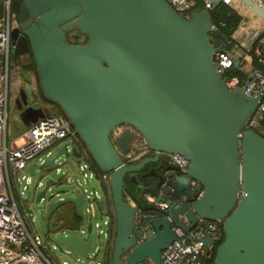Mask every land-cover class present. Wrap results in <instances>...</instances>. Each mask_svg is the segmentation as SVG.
<instances>
[{
	"label": "water",
	"instance_id": "obj_1",
	"mask_svg": "<svg viewBox=\"0 0 264 264\" xmlns=\"http://www.w3.org/2000/svg\"><path fill=\"white\" fill-rule=\"evenodd\" d=\"M10 1L19 4L12 11L11 50L32 53L42 92L23 87L15 108L29 126L50 113L51 101L57 103L96 166L110 172L111 264H162L163 249L176 238L174 225L189 232L209 221L221 222L224 233L214 264H264V135L248 126L254 116H264V99L226 84L216 62L230 37L215 26L209 10L184 16L168 0ZM240 1L264 20L261 0ZM72 29L88 41H69ZM234 66L251 79L239 59ZM124 124L132 128L113 138ZM137 135L154 153L126 163L123 152L132 149ZM161 152L178 153L189 164L181 170ZM82 154L78 144L68 149L65 142L53 155L31 161L28 172L38 173L31 200L41 233L51 232L56 242L87 258L94 248L92 223H85L88 201L80 191L47 195L62 177L46 168L59 174V165L71 158L90 161ZM62 156L65 161L58 163ZM164 200L169 206L162 208ZM67 202L83 219L84 234L54 224L67 213L59 211ZM212 240L202 238L205 247Z\"/></svg>",
	"mask_w": 264,
	"mask_h": 264
},
{
	"label": "built area",
	"instance_id": "obj_2",
	"mask_svg": "<svg viewBox=\"0 0 264 264\" xmlns=\"http://www.w3.org/2000/svg\"><path fill=\"white\" fill-rule=\"evenodd\" d=\"M168 1L180 14L184 16L190 14L192 0ZM214 1L205 0V8L211 7ZM222 1L241 14L243 19L237 26L232 38H230L226 50L217 54V68L230 88L242 86L245 88L246 93L250 95L259 94L264 99V54L259 57V61L263 66L262 70H255L251 79L227 74L228 69L234 65L235 60H240L250 51L252 40L263 33L264 29L252 24L251 21L244 20V15L241 12L244 5L240 0ZM261 1L264 3V0ZM0 2H2L0 3V264H57L49 253L48 236L52 233L50 232L48 235L41 233L37 223L36 211L32 209L26 212L22 209L20 199H22L25 189L32 181L31 174L28 172L30 162L36 159L42 161L45 157L53 155L62 143L66 142L68 149H70L71 144H79L77 131L69 117L51 111L26 128L23 133L24 142L21 145H8L5 142L9 118V80L11 76L10 31L13 23L16 22L15 15L11 10V1L0 0ZM258 121V116H254L249 120L248 126H255ZM126 127L132 128L128 124L118 126V130L113 132V138H116ZM132 145H134V149L123 152L126 163L138 161L154 153L140 135L136 136ZM81 151L83 152L82 157L85 158L86 150L81 148ZM161 155L168 160V163L179 166L181 170L189 164V160L178 153L161 152ZM58 163H62L61 160H58ZM78 166L85 184H82L78 178L72 179L67 176L68 180L70 183L74 181L73 184L80 186L79 191L88 201L85 211H90L93 214L95 207H100V199H104L103 207L106 208L107 215L104 224L107 225L106 231L109 236L111 221L115 216L111 200L110 172H98L96 167L88 160L84 161L83 164L78 163ZM8 170L13 173L19 184L15 195L6 189L5 171ZM57 172L61 173L63 171L59 167ZM63 174L66 176L67 171H64ZM88 174L97 177L101 186L100 191L94 187L86 186V176ZM23 182L25 183L23 184ZM159 204L162 208L169 206L167 200L161 201ZM95 225L99 228V233L103 232V225L100 222L96 221ZM172 229L176 234V238L163 249L162 264H204L202 256L209 253L212 247L221 239L220 228L217 222L214 221H209L206 226L189 232L177 225H174ZM77 232L79 235L84 234L85 228L81 227ZM189 233H191L190 237L188 236ZM205 236L213 239L212 242H209L208 247H205L202 241ZM54 247L56 248V245ZM99 252L100 248L94 247L86 258L85 264H104V258L98 257ZM63 264H67V262L64 261ZM138 264L153 263L151 260L146 259Z\"/></svg>",
	"mask_w": 264,
	"mask_h": 264
},
{
	"label": "crops",
	"instance_id": "obj_3",
	"mask_svg": "<svg viewBox=\"0 0 264 264\" xmlns=\"http://www.w3.org/2000/svg\"><path fill=\"white\" fill-rule=\"evenodd\" d=\"M0 3H2V2H0ZM0 6H1V4H0ZM241 12L244 15V20L251 21L252 24L257 25V26H259V27L264 29V20L262 18L258 17L254 13H252L245 6H242ZM246 29H247V27H246ZM263 34H264V31H263ZM254 40H255V38L251 42V48H252V43H253ZM261 42H262L261 43L262 44L261 45L262 50H260V52L257 51L258 59H259L260 55L264 54V36H263ZM250 51L248 53H246L245 56H243V58L240 59V65L248 72V74H251L255 70H257V68L253 64V59L254 58H253V55H252V53ZM29 60H30V58L27 55H22L20 57L19 56L16 57L13 61L10 62V73H11V76H10V80H9V104H8L9 118H8V123H9V119L11 117L10 109H12V112L17 114V118L15 117L14 119L17 120L18 123H19V124H16V122L13 121V126L15 128L17 126H19L23 131L18 136H13L12 139H9L8 138L9 127H7V133H6V137H5V142L8 145H12V144L21 145L24 142L23 133L26 130V128L28 127V126H25L24 123L19 118V112L15 108V105H14L12 97L16 93H18V90L21 87H32L35 91L38 92V86H37L36 81H35L36 72H35L34 68H31V67L28 66ZM244 78L247 79V76L245 75ZM50 109H52V105L50 106ZM18 140H22V141H18ZM78 171H79V166H78V168L73 170L72 174H67L66 176L63 174V172H61L59 174L62 177V181L66 182V183H69L68 177H71L72 179L73 178H78L77 177ZM79 173H80V171H79ZM71 183H74V181H72ZM5 185H6V189H7L8 192H13L14 195L16 194V191H17V189L19 187V184L15 180V178L13 176V173L10 170L5 171ZM77 187L80 190V186H77ZM92 187H94V188H96L97 190L100 191L99 188H97L95 186H92ZM20 203L22 205V209H24L26 212H29V211L32 210L33 201L31 199H28L27 196L26 197L23 196L22 199H20ZM27 204L29 205V208H27ZM97 209L99 210V212L105 210L104 207H98V208L95 207L93 215L96 214V210ZM74 213L76 214V219L73 218ZM58 215H59V213H58ZM78 216L79 215L76 213L75 208L73 206L72 209H68L67 213L59 219V221H60L59 224L58 223H54V224L58 225L60 227V229L63 228V230H65V231H70V229L78 231V229L80 228V224L78 226L79 218H80V222L83 220L81 217H78ZM105 217L107 219V215ZM104 220L103 221L97 220V222H100L102 225H106V224H104V222H105ZM95 222L96 221H94V224H95ZM90 223H92V217H90ZM95 227H97V226H95ZM106 230H107V225H106V228L103 227V232L104 233L103 232H101V233H103L105 235L106 242H107V240L109 239V236L107 235V231ZM54 245H56V244H54ZM54 245H53V248L50 247V251H49V253L51 254V256L54 259V262H56L57 264H63L64 261H65V262H67V264H71V262L68 261V260H62L61 261L59 259V257L54 252V250L57 248V245H56V248L54 247ZM106 246L107 245L105 243V246H104V248L102 250V253H101L102 257L105 260L104 264H107V262H106L107 247ZM96 247L101 248L99 245L96 246ZM67 253H70V251H68ZM76 261L77 262L75 264H85V262H86L85 259L81 260L80 258H77Z\"/></svg>",
	"mask_w": 264,
	"mask_h": 264
},
{
	"label": "trees",
	"instance_id": "obj_4",
	"mask_svg": "<svg viewBox=\"0 0 264 264\" xmlns=\"http://www.w3.org/2000/svg\"><path fill=\"white\" fill-rule=\"evenodd\" d=\"M204 2H205V0H192V5L190 7V13L192 11L204 9L205 8ZM11 7H12L11 10L13 12H16L18 10L19 4H17V3H11ZM207 9L210 12V16L213 19L214 24L217 27H219L224 34H226L230 38H232L233 33L235 32V30H236L237 26L239 25L240 21L243 19V16L241 14L237 13L236 11H234L230 5L226 4L222 0L217 1V2L215 0L214 3H213V5L211 7H209V8H207ZM189 15L190 14H187L186 16H189ZM81 34L82 35L75 37L74 40H73V42H81V43L87 42L88 41V35L83 34V33H81ZM211 36L214 38V41H215L216 44L219 43L220 37H218L217 35H215L213 33H211ZM263 36H264V34L263 33H260L255 38V40L253 41L252 48L250 49L251 50L250 52L252 53L253 58H254L253 59V64L259 70H262L263 66H262V63L258 59L257 51L260 52V50H262V47H261V45H262L261 43L262 42H261V40H262ZM14 57L16 58L18 56L16 55ZM29 58H30V60L28 62V66L35 69V72H36L35 81H36V84L38 86V89L40 90L39 83H38V73L36 71V63L34 61V58H33L32 53H30ZM227 74H230V75H233V74L234 75H239L242 78L245 77V74L239 68H237L235 66H231L228 69ZM40 94H42L41 90H40ZM50 103L52 105V112H58V113H61V114L65 115V116H67L65 114V112L62 110V108L57 103H55L53 101H51ZM253 127L257 131H259L261 134L264 135V116L261 119L259 118L258 124L255 125V126H253ZM77 138H78V142H79L78 145L81 148H83V149L86 150V156H87V158H89L91 164L96 167V169L98 170V172H102L96 166L95 162L91 158L90 153L87 151L86 145L84 144V142L80 138L78 132H77ZM132 149H134V145H132ZM128 183H129V185H133V182L131 180H129V179H128ZM78 217H80V216H78ZM73 218L76 219V214L75 213H74ZM79 224H80V218H79L78 226H79ZM217 224H218V226L220 228V231H221V239H220V241H221L223 239V237H224V233H223V230H222L223 229L222 228V223L221 222L220 223L217 222ZM218 243L215 246L212 247V249H211V251L209 253H205L202 256L203 257L204 264H214L215 251H216V247H217ZM110 250H111V243L109 244L108 249L106 251V260H109V264H111Z\"/></svg>",
	"mask_w": 264,
	"mask_h": 264
},
{
	"label": "rangeland",
	"instance_id": "obj_5",
	"mask_svg": "<svg viewBox=\"0 0 264 264\" xmlns=\"http://www.w3.org/2000/svg\"><path fill=\"white\" fill-rule=\"evenodd\" d=\"M244 5V4H243ZM245 6V5H244ZM50 111H52V109H50ZM10 114H11V117L9 119V123H8V127H9V134H8V138L9 139H12L13 136H18L19 134L22 133V129L17 126L16 128L13 126V121L16 122V124H19L17 120H15L14 118L16 117L17 118V114L12 112V109H10ZM13 115V116H12ZM19 127V128H18ZM18 141H22V140H18ZM65 157L62 156L60 158L61 162H64L65 161ZM70 161L72 163H62L60 164V169L64 172V171H67V174H72L73 170L78 168V163L79 164H83L84 163V160L81 159L80 161H77L76 159H73L71 158ZM73 164V165H72ZM40 167V164L37 166V168ZM48 174L54 178H59L60 177V174L56 173L55 169L52 167H47L46 168ZM39 171V170H38ZM79 181L82 182V184H85V182L83 181V175L79 173L78 171V175H77ZM86 179H87V183H86V186H89V187H92V186H95L99 189H101V186L98 182V179L97 177L95 176H92V175H87L86 176ZM38 180V173L36 175H33L32 176V181L31 183L28 185V187L25 189L24 191V194L23 196H30V199H32V195H33V192H34V185L35 183L37 182ZM25 182H23L24 184ZM79 191V188L73 184V183H66L64 181H62V183L60 184H54L52 185L51 189L47 191V195H49L50 193H56V192H59L60 194L59 195H62V196H65V195H71V194H75ZM58 196H54V200L57 199ZM45 204H46V200H43L41 202H39V211L42 213V211L44 210L45 208ZM88 205V204H87ZM74 206V204L72 202H67L65 204H62L60 207H59V210L61 209H72ZM27 208H29V205L27 204ZM32 209H33V205H32ZM106 208L105 210L99 212V210L97 209L96 210V214L93 215V218H92V224L90 223V211H86L85 212V221L86 223H90V227H91V232L94 234V239H93V246L96 247V246H100V252L98 254V257H102V250L105 246V243H106V237L103 233H100L99 234V230L97 227H95L96 225L94 224V221H97V220H101L103 221L104 219H106ZM38 223V222H37ZM103 227L106 228V225H103ZM48 244L51 248H53V245L56 244L57 245V248L54 250L55 254L59 257V259L62 261V260H68L71 262V264H75L77 261V258L79 257L81 260H86V258L84 257H80L74 250L73 247L65 244V243H62V242H56L51 236H48ZM68 251H70V253H67Z\"/></svg>",
	"mask_w": 264,
	"mask_h": 264
},
{
	"label": "flooded vegetation",
	"instance_id": "obj_6",
	"mask_svg": "<svg viewBox=\"0 0 264 264\" xmlns=\"http://www.w3.org/2000/svg\"><path fill=\"white\" fill-rule=\"evenodd\" d=\"M80 35H82L81 32H78V31L75 30V29H72V30H70V31H68V32L66 33L67 39H68L69 41H71V42H73V40H74L75 37L80 36ZM25 55H27V56L29 57V56H30V53L25 54ZM14 56H16V55L13 54V52H12V50H11V52H10V62L13 61V60L15 59ZM17 56L20 57L21 55H17ZM22 88H23V87H21V88L18 90V93H16V94L12 97V98H13V102H14L16 96L19 95V92L21 91ZM14 105H15V102H14ZM162 157H163V156H162Z\"/></svg>",
	"mask_w": 264,
	"mask_h": 264
}]
</instances>
